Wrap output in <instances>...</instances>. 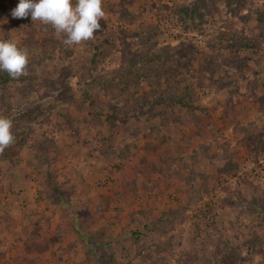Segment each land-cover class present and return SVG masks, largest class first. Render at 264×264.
<instances>
[{"label": "rangeland", "instance_id": "374dc122", "mask_svg": "<svg viewBox=\"0 0 264 264\" xmlns=\"http://www.w3.org/2000/svg\"><path fill=\"white\" fill-rule=\"evenodd\" d=\"M18 3L0 264H264V0H102L72 45Z\"/></svg>", "mask_w": 264, "mask_h": 264}, {"label": "clouds", "instance_id": "9594fccd", "mask_svg": "<svg viewBox=\"0 0 264 264\" xmlns=\"http://www.w3.org/2000/svg\"><path fill=\"white\" fill-rule=\"evenodd\" d=\"M12 16H31L50 24L65 37L64 43L78 44L91 39L101 28L100 20L105 16L102 0H19L12 9ZM29 52L18 45L15 39H0V70L12 77L26 73ZM13 121L0 116V150L14 142Z\"/></svg>", "mask_w": 264, "mask_h": 264}, {"label": "trees", "instance_id": "16d2710c", "mask_svg": "<svg viewBox=\"0 0 264 264\" xmlns=\"http://www.w3.org/2000/svg\"><path fill=\"white\" fill-rule=\"evenodd\" d=\"M146 58L149 59V64H150V65L153 64V62H154L155 59H156V57H154V56H149L148 53H145V54L143 55V57H142L143 60L146 59ZM146 60H147V59H146ZM154 78H155L154 82L158 85V89H156L155 91H152L150 94H146L147 96H149V95H151V94H152V96H154L155 93H163V91H164L165 89H161L162 85H164L165 83H167V84H169L168 86L171 87L172 83L175 82V78H176V76H175V74H172L168 69H164V70H162V71H160V72H156V73L154 74ZM163 78H164V81H165L164 83H162V81H161ZM159 85H160V86H159ZM166 88H167V86H166ZM154 130H157L156 133H157L158 136H159V141H158V143H157L156 146H160V145L163 144L162 142H165L166 137H164V135H162V134L160 133V131H159L158 128H157V129H154ZM154 132H155V131H154ZM150 146H151V148H153L154 145H150ZM154 147H155V146H154ZM227 149H228V148H227Z\"/></svg>", "mask_w": 264, "mask_h": 264}]
</instances>
